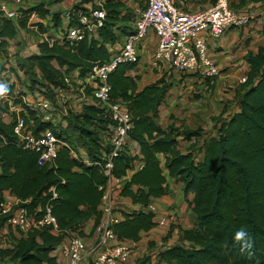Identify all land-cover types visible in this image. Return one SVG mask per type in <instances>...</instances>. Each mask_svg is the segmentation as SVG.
I'll use <instances>...</instances> for the list:
<instances>
[{
  "label": "trees",
  "instance_id": "16d2710c",
  "mask_svg": "<svg viewBox=\"0 0 264 264\" xmlns=\"http://www.w3.org/2000/svg\"><path fill=\"white\" fill-rule=\"evenodd\" d=\"M259 2L264 0H233L232 5L245 9L250 3ZM175 3L180 5L179 0ZM122 6L120 0H106L107 14L97 37L85 36L76 46H70L50 35L39 43L38 53L20 59V66L31 73L42 95L49 92L56 98L54 88L64 86L65 75L77 71L79 77H84L94 63L109 57L108 45L116 42L120 33L124 35L120 31L125 19ZM34 14L48 22L31 23L42 34L63 27L60 14L43 1L24 9L15 20L0 19V58L8 57V48L19 29L38 34L29 24ZM76 21L74 18L69 24ZM248 62L246 80L238 85L234 97L239 110L226 119L215 117L219 122L217 132L202 143L198 140L201 129L182 130L159 122L160 108L172 87L170 81L162 78L141 88L136 63H121L109 76L111 96L122 100L132 114L129 137L137 143L138 150L123 151L114 159L113 175L128 177L119 194L136 206L119 209L122 218L113 225L118 239L139 241L144 232L157 225L150 206L154 199L169 194V177L183 186L186 198L193 194L189 206L195 226L180 228V242L160 251L156 264H264V46L256 53L250 52ZM4 70L5 65L0 64V84L7 86L6 94H12L15 85L9 84L11 74ZM206 82L209 84L211 79ZM5 108L0 99V197L9 191L30 214L38 217L50 205L58 221V232L48 226L20 232L21 236L2 248L0 255L13 264H59L53 255L58 245L73 233L86 237L89 233L85 223L95 221L92 233L102 220L101 187L108 177L102 167L107 147L101 131L108 119L96 106L85 105L77 113V121L69 125L77 134L72 136L68 129H59L60 123L44 121L40 110L26 106L34 120V133L52 130L71 148L82 147L92 161L88 164L74 158L65 146L55 165L50 166L39 164V154L20 145L13 121L2 117ZM179 136L191 141L195 138L198 154L194 153L195 147L182 151ZM75 139L83 143L79 146ZM6 224L7 217L0 215V230ZM241 228L252 238L251 255L247 251L241 253L234 240ZM147 262L146 258L141 264Z\"/></svg>",
  "mask_w": 264,
  "mask_h": 264
},
{
  "label": "built area",
  "instance_id": "2783aa9c",
  "mask_svg": "<svg viewBox=\"0 0 264 264\" xmlns=\"http://www.w3.org/2000/svg\"><path fill=\"white\" fill-rule=\"evenodd\" d=\"M105 2L106 0L100 1L98 7L88 11L67 13L66 25L57 30L50 29L54 32L53 39L76 46L85 36L97 37L98 28L103 25L107 14L104 8ZM232 3L233 0H214L199 11H185L175 3V0H147L146 7L139 11L130 31L123 35V41L117 40L108 45L110 54L106 60L94 63L84 77H79L77 71L65 75L64 86L54 88L55 102L44 95L33 98L27 91L17 96L12 92L0 97L6 107L2 112L3 119L7 122L13 121L20 145L37 152L41 165L54 166L59 151L65 146L69 147L74 158L88 164L92 161L82 147L71 148L52 130L46 129L38 134L34 133V120L29 117L26 106L40 110L42 120L54 124L57 123V108L62 106H69L71 110L79 113L85 105H94L108 119L105 128L101 131L103 145L107 147L102 167L108 177L106 185L101 187L104 190L101 204L102 220L90 233L93 243L89 244L84 237L74 234L58 245L55 252L67 258L65 264H129L136 254L138 241H122L115 234L113 225L122 216L120 217L114 209V201L107 199L108 195L112 197L119 193L128 178L113 175L115 157L123 151L138 152L137 143L129 137L133 127L132 114L122 100L113 99L111 96L110 74L121 63H136L138 67L142 56L141 49L149 34H154L157 42L151 53L153 70L168 74L172 71L182 75L193 74L205 80L214 79L220 74V68L208 56L206 34L219 36L228 28L246 27L256 18L257 12L264 16V8L256 12L246 8L237 9ZM31 5L33 4L27 3L26 0H0V19L15 20ZM74 18L77 21L74 25H70L69 21ZM33 19H36V22ZM37 22L44 25L48 23L37 14L32 15L29 24L37 32L38 26L31 25ZM38 34L42 36V41L48 40V33L38 32ZM6 59L7 57L0 58V64L5 65L4 72L11 74L9 84H14L16 87V83L12 80L19 70H25L20 65H10ZM132 73L136 72L133 70ZM245 80L246 77L242 82ZM140 165L141 162H138L137 166ZM150 208L152 209V206ZM0 215H5L7 223L21 233L47 226L51 227L52 231L58 232V221L50 205L38 217L34 213L30 214L17 197L4 195L0 197ZM90 257L92 260L88 263Z\"/></svg>",
  "mask_w": 264,
  "mask_h": 264
},
{
  "label": "crops",
  "instance_id": "0c3cea01",
  "mask_svg": "<svg viewBox=\"0 0 264 264\" xmlns=\"http://www.w3.org/2000/svg\"><path fill=\"white\" fill-rule=\"evenodd\" d=\"M209 3V1L202 2L200 0H179L180 5L178 6L185 11H199L206 8ZM263 8L264 2L250 3L246 6V9L256 12L261 11ZM206 40L208 56L219 65L220 74L207 84L205 79L193 74L182 75L175 71L170 72L172 87L167 94L166 100L169 96L170 98L167 103H164L160 108V117H158L159 122L164 127L170 124H174L182 130L198 127L201 129V135L198 138L200 143L208 136L216 134L219 122L213 119L214 117L221 116L223 119H226L239 110L238 101L234 100L236 88L240 85L242 79L247 77L249 72V53H256L264 46V16H261L260 13L258 14L257 12L256 18L252 20L248 26L242 28H228L219 36L208 33L206 34ZM156 42V36L154 34H149L141 49V61L136 70L138 74H140V72L144 74V77L139 80V86L141 88L149 84L145 83L147 78L155 77L154 72H152L153 68L151 67V53ZM33 52L38 53L36 51ZM168 78L169 77L166 79ZM194 94L198 97L197 99H193ZM168 113H175L179 118H170L169 120L165 118V123H162L161 120L164 119L165 114ZM162 115L163 117H161ZM179 143L182 151L185 152L189 147H191V149L195 147L194 153L198 154V142L195 138L191 141L184 139L183 136H179ZM186 147L188 148L186 149ZM168 182L170 187L169 194L154 199L151 205L159 208L160 205L166 207L173 203L179 204L180 200L184 202L183 205L190 208L189 201L192 200L193 194L190 193L186 198L183 193V186L180 183H176L175 180L170 177L168 178ZM180 191L182 192L181 194H179ZM5 195L8 197H16L9 191L5 192ZM123 199L124 202L130 205V209L136 207L129 198L123 197ZM117 214L120 217L122 216L119 210H117ZM87 223L90 228L87 229L85 227V230H88L87 233H90L89 231L94 226L95 221L91 219L87 221ZM194 225L195 220L192 216L186 219L183 228H193ZM146 235H150L149 238H152L149 239L151 243H143L145 241L144 236ZM19 236H21L20 231L7 223L0 230V250L12 245L15 237ZM153 238L156 240L160 239V235L156 231V226L143 233L141 239L137 243L136 254L133 260L144 256L147 252L152 255V259L149 258L146 264H149L150 260L151 264H156L158 262L157 243H155ZM165 248L166 247L163 249ZM53 255L56 256L59 264H65L67 262L65 256L55 251ZM0 264H13V262L10 261L8 257H2L0 255Z\"/></svg>",
  "mask_w": 264,
  "mask_h": 264
},
{
  "label": "rangeland",
  "instance_id": "374dc122",
  "mask_svg": "<svg viewBox=\"0 0 264 264\" xmlns=\"http://www.w3.org/2000/svg\"><path fill=\"white\" fill-rule=\"evenodd\" d=\"M27 3L36 4L38 2H46L48 4V7L51 8L53 11L60 14L61 17V23L62 26L66 25L68 22L67 13H79L82 11H88L92 8L98 7V3L102 0H26ZM123 4L122 6V12L124 15V20L121 22L120 31H124V34L129 32L137 14L140 10L144 9L147 5V0H120ZM34 22H36V19H33ZM54 32L49 31L48 36L53 35ZM117 33L119 34V31L117 30ZM41 35L28 32L24 29H19L18 35L14 40L11 41L10 48H8V54H7V63H9L12 66L20 65V59L25 57L26 55H30L33 53V51L39 52V43L42 41ZM119 42L123 41V34L118 35ZM23 60V59H22ZM10 61V62H9ZM156 69H154L152 72H154L155 77H149L145 81V83H153L154 81L164 78L166 81H170L171 74H168L167 72H159ZM17 74V72H16ZM15 74V75H16ZM157 74V75H156ZM140 79L144 77V74L140 72ZM169 77L168 79H166ZM33 76L31 73H26L25 71L19 70V73L15 76V78L12 80V82L16 83V87L13 89L14 96L19 95V93L23 91H27L33 98L42 96V93L36 88L39 85H36V83H33ZM9 85V84H8ZM48 98H50L52 101L55 102L54 96L48 92L46 95ZM165 101V104L167 103L168 99ZM196 94H194L193 99H197ZM167 107V106H166ZM77 115L76 110H71L69 106H62L58 107L56 111V121L57 123H60L59 129L61 130H67L68 134L72 136H76V132L69 128V125H72L77 120L75 119ZM160 117V115H159ZM163 117V115L161 116ZM166 120H169L170 118H176L179 117L176 116L174 113H168L165 114L164 119H162V123H165ZM215 118V117H214ZM213 118V119H214ZM67 125V127H66ZM197 127V126H196ZM199 128H194L193 130H198ZM76 140V139H75ZM76 144L79 146L81 145L78 140L75 141ZM188 147H186L187 149ZM182 192L180 191L179 194ZM108 195L107 199H110L112 202L114 201V209L119 210L121 209H130V205L126 202H124L123 197L117 193L115 195H112V197ZM184 202L179 200V204H171L165 206L156 207L152 206V209H154L156 214V231L160 235V239L155 240V243H157L156 248L158 249V254L161 249L164 247H168L171 245H174L175 243L180 242V228L184 226V223L187 218L192 217L191 209L186 207V205H183ZM163 207V208H162ZM151 209V208H150ZM85 227L89 229L88 223H85ZM183 224V225H182ZM195 226V225H194ZM193 226V227H194ZM92 229V228H91ZM90 229V233H91ZM189 229V228H188ZM178 230V231H177ZM88 231V230H86ZM87 235L84 237L89 244L93 243V240L91 238L92 234ZM75 233L71 234L74 235ZM175 236V237H174ZM150 235L144 236L145 241L143 243H151L149 239ZM174 237V238H173ZM164 250V249H163ZM149 260L152 259V255L148 254L147 252L144 254V256L138 257L136 260L131 259L129 264H141V261L146 259ZM91 257L88 258V263L91 262ZM151 264V260L149 261Z\"/></svg>",
  "mask_w": 264,
  "mask_h": 264
},
{
  "label": "clouds",
  "instance_id": "9594fccd",
  "mask_svg": "<svg viewBox=\"0 0 264 264\" xmlns=\"http://www.w3.org/2000/svg\"><path fill=\"white\" fill-rule=\"evenodd\" d=\"M7 92V86L0 84V97H3ZM234 240L240 245L241 253L247 251L251 255L253 241L248 232L244 229H238L234 235Z\"/></svg>",
  "mask_w": 264,
  "mask_h": 264
}]
</instances>
